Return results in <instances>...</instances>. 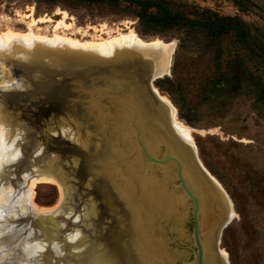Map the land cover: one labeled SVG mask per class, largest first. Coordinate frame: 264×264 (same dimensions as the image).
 <instances>
[{
  "label": "water",
  "instance_id": "obj_1",
  "mask_svg": "<svg viewBox=\"0 0 264 264\" xmlns=\"http://www.w3.org/2000/svg\"><path fill=\"white\" fill-rule=\"evenodd\" d=\"M167 44L115 46L108 53L66 44L46 46L43 53L38 45L0 48L1 124L5 143L14 140L20 149L15 159L0 162V185L13 189L9 204L0 207V264H88L99 244L118 263L149 264L140 214L168 255L157 264H205L200 182L219 215L210 253L227 264L219 244L233 205L202 166L192 139L180 132L177 110L155 87L171 72L174 45ZM35 178L63 188L65 202L36 211L28 199ZM158 185L182 199L181 226L152 214L148 190ZM89 202L95 209L86 229L89 248L73 254L66 235ZM68 205L75 211L70 218L59 213ZM52 220L65 226L54 229ZM186 223L191 228L183 236Z\"/></svg>",
  "mask_w": 264,
  "mask_h": 264
},
{
  "label": "rangeland",
  "instance_id": "obj_2",
  "mask_svg": "<svg viewBox=\"0 0 264 264\" xmlns=\"http://www.w3.org/2000/svg\"><path fill=\"white\" fill-rule=\"evenodd\" d=\"M156 1L165 2L173 10L182 11L187 15L210 10L220 16H238L245 23L258 28L260 36L261 33L264 34V0ZM63 13L66 18H62ZM37 19H44L45 22L31 23V20ZM62 19L65 25L55 28ZM29 27L35 35L43 36L35 42L27 41L30 48L34 49L38 45L39 53H43L46 46L58 47L66 44L51 42L54 34L81 42H99L101 39L132 30L143 42L157 40L162 45L169 43L167 46L173 43L171 72L165 78L171 80L168 86L179 98H185L189 109L183 114L192 118L193 124L187 123L183 118L179 105L167 93L165 87L157 86L156 83L155 87L177 110L176 120L188 128L189 138L195 144L199 161L221 185L233 205L234 216L221 234L219 249L225 254L227 264H264V104L256 102L250 79H236L226 85L225 89L211 91V85L217 78V58L223 72H229L232 63L241 60L249 73L264 79L262 68L252 59V54L235 43L232 35L210 38L195 34L186 47L179 51V38L182 33L174 32L170 37L143 35L138 20L125 8L115 10L96 5L72 8L66 4L50 5L38 0H0V39H3L2 34L7 31L25 34ZM261 38L264 40L263 35ZM18 40L20 39L16 38L4 44L0 43V48L14 44L25 47ZM1 121L0 118V155L3 151L11 155L16 153L15 159L20 149L15 146L14 140L5 143L8 133L5 132ZM7 160L10 159L0 157V162ZM38 182H41V179L35 178L31 181L28 193V199L36 211H51L65 202L64 190L61 194L58 186L51 183L37 184ZM161 186H157L151 198L153 210H150L154 212L152 214H156L155 216L164 223L168 222L170 217L183 222L182 209L160 190ZM3 192L6 198L1 201L0 207L9 204L13 189L11 186L0 185V194ZM19 197H23V193ZM92 204L89 202L80 207L72 220L73 226L66 235L68 249L73 254H80L89 248L86 229L91 226V219L94 218L93 211L89 208ZM74 212L70 205L59 211L66 218H70ZM143 216L145 215L140 214V219L136 222L142 230L145 229L146 242L151 245L145 258L149 264H157L159 260L167 259L168 255L161 250L160 237L151 231ZM51 226L60 229L65 224L52 220ZM190 228V223L184 225L183 236L190 232ZM78 243L80 246L77 250ZM94 247L90 250L88 264H119L105 247L100 244ZM207 257L206 253L205 264Z\"/></svg>",
  "mask_w": 264,
  "mask_h": 264
},
{
  "label": "trees",
  "instance_id": "obj_3",
  "mask_svg": "<svg viewBox=\"0 0 264 264\" xmlns=\"http://www.w3.org/2000/svg\"><path fill=\"white\" fill-rule=\"evenodd\" d=\"M50 5L66 4L69 7L100 6L115 10L129 9L131 14L138 20L140 31L146 36H173L174 32L182 33L179 38V51H182L195 34H202L210 38H220L232 35L235 43L252 54L262 68L264 74V40L258 28L245 23L238 16H220L210 10L196 11L187 15L182 11L173 10L165 2L156 0H38ZM217 78L212 83V92L225 89L233 80H252L253 93L257 103L264 104V79L249 73L241 60H235L229 72L220 69L219 58L216 61ZM249 81V80H248ZM157 86L165 87L167 93L175 99L179 105L180 113L189 124H193L192 118L183 114L188 108L185 98L179 96L168 86L169 78L158 80Z\"/></svg>",
  "mask_w": 264,
  "mask_h": 264
},
{
  "label": "bare ground",
  "instance_id": "obj_4",
  "mask_svg": "<svg viewBox=\"0 0 264 264\" xmlns=\"http://www.w3.org/2000/svg\"><path fill=\"white\" fill-rule=\"evenodd\" d=\"M62 18H66V14L65 13H63V17ZM36 22L42 23V22H45V21H44V19L43 20L42 19L31 20L32 24H34ZM60 25H65L63 19H62V21H60V22H58L56 24L55 28H57ZM5 33L2 34L4 36H3V39H0V43L4 44L6 41H13L16 38H19L20 40H18V41H20V43L22 45H24L26 48H30L31 47V46H29L27 41L30 43L33 40L35 42L38 39L40 40V39L43 38V36L40 37L38 35H35L31 31L30 27H29L28 32L25 33V34H22V35H20L18 33H13L11 31H7V33L6 34ZM46 41H48V40H46ZM51 42H53V43H60V42L63 43V42H65L66 44H69L70 46H80V47H83V48L95 49V50H97L98 52H101V53L110 52L114 48V46H120L121 47V46H131V45H136V44H145V43H147V42L141 41L132 30H130L128 33H118L115 36H111V37H108L106 39H101L99 42H93V41L81 42V41L76 40V39L67 38V37L65 38V37L59 36L57 34H54L53 37L51 38ZM148 43L153 44V45H162L157 40L152 41V42H148ZM3 44H1V45H3ZM54 45H56V44H54ZM5 47H6V45H5ZM163 99L167 100L166 97H163ZM174 120H175V123L178 126L180 132L185 137L189 138L190 137V133H189L188 128H186L181 123L177 122L176 115L174 116ZM15 155H16V153H15ZM15 155H14V153H13V155H11L9 152L7 153L6 151H3V153L0 155V157L1 158H5V159L13 160ZM41 182H49V181L47 180V178H41ZM58 188L60 189L61 194H63V188H61L60 186H58ZM157 188L158 187L152 188V191L148 190L149 194L151 195L150 196L151 198H152L153 194H155ZM198 189H199V193H200L201 200H202V206H201V211H200V221H199L200 224L199 225H200V230H201L202 241H203V244H204V247H205V252L208 254L207 264H218V262L214 260V258L211 256V253H210V250H211L210 249V245H211V241H212L214 224L219 220V215L215 214L213 212V209H214L216 201H215V198L213 197L212 193H210V191L206 188V186L203 183H201V182L199 183ZM160 190L162 192L166 193L167 196L169 197V199L172 200L173 203L176 204V206H179L182 209V213L184 214L183 218L185 219V211L183 209L182 199L180 197H178V196H175V195H172V194L168 193L165 190V186H163V185L161 186ZM219 203H220V208L218 209V211L220 210V211L224 212L225 209H226L225 204L223 202H219ZM89 208H91V211H93V215L95 216L94 205L92 204V206H90ZM172 218L176 222V225H178V227L181 226V224L184 222V220H183V222H179L174 217H170L169 220L172 219ZM76 246H77V250H78L79 249L78 247L80 246L79 243L76 244ZM94 248H96V247H94ZM96 252H98V251H96ZM93 255H95V254H93ZM90 256H91V254H90ZM94 260L98 261V259H96V258H94ZM95 261H93V262H95ZM90 264H92V263L90 262ZM119 264H121V263H119Z\"/></svg>",
  "mask_w": 264,
  "mask_h": 264
},
{
  "label": "crops",
  "instance_id": "obj_5",
  "mask_svg": "<svg viewBox=\"0 0 264 264\" xmlns=\"http://www.w3.org/2000/svg\"><path fill=\"white\" fill-rule=\"evenodd\" d=\"M6 198V196H5V192H3V194H0V203H1V201L3 200V199H5Z\"/></svg>",
  "mask_w": 264,
  "mask_h": 264
}]
</instances>
